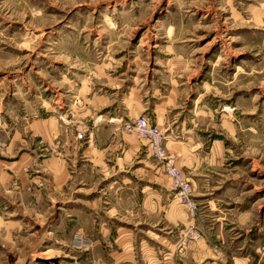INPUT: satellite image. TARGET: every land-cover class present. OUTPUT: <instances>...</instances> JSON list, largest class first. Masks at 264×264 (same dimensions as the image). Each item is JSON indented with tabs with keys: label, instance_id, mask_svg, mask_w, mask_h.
<instances>
[{
	"label": "rangeland",
	"instance_id": "obj_1",
	"mask_svg": "<svg viewBox=\"0 0 264 264\" xmlns=\"http://www.w3.org/2000/svg\"><path fill=\"white\" fill-rule=\"evenodd\" d=\"M139 117L160 132L229 251L264 264V0H0V264H85L105 221L140 222L138 244L161 253L202 243L194 198L195 222L185 211L173 229L163 213H128L119 181L184 209L131 127ZM168 140L186 143L192 160ZM22 141L64 160L71 181L48 193L50 178L30 164L9 167L29 153ZM129 144L127 166L107 173ZM191 224L197 239L184 235Z\"/></svg>",
	"mask_w": 264,
	"mask_h": 264
},
{
	"label": "crops",
	"instance_id": "obj_2",
	"mask_svg": "<svg viewBox=\"0 0 264 264\" xmlns=\"http://www.w3.org/2000/svg\"><path fill=\"white\" fill-rule=\"evenodd\" d=\"M36 128L45 137H49L48 135H50V132L52 131L46 126L43 127L42 124H38ZM63 145H66V143ZM166 146L169 147L170 151L178 158L183 157L188 160H192L191 157L193 155L190 153L188 148H186V143L168 140L166 142ZM12 147L13 144L10 145L11 149ZM134 147V145L129 144V147H127L128 151L124 155H117L112 168L106 167L108 169L107 173H111L112 170H114L116 171L114 175H116L118 173L117 171L120 172L123 170V167L127 166L126 163L128 161L130 162V153L133 154L132 149ZM18 149L19 151L22 149H27L29 150V153H18L16 159L9 163V167L15 170L25 163L30 164L31 167L34 168V172L40 174V176H36V178H50V181L48 182L49 184H45L44 186L48 193H58L59 190L63 189L64 186L71 181L70 179L72 176L68 170V165L60 157L47 156L42 152V150L39 149L37 144L35 145L30 141H22ZM13 170L11 169V171ZM13 175H16V173ZM46 175H48V177ZM17 176L20 175L18 174ZM36 178L33 177L30 180H25L26 178H22L19 183L22 185V187H25L30 185V183L32 184L40 182V180H37ZM113 181L117 183V179H114ZM118 183L120 188L123 190H128L126 191V193H128V200H130L128 213H130V216H133L135 219H141L145 215L146 218L152 213H157L158 215L163 213L162 219H164L166 224L171 226L172 229L178 226L180 223L183 224V221H185L184 219L187 217V213L185 212L186 210H184L185 208H177L174 206L176 205L174 203L173 205L166 203L165 205H162L158 203L153 199L152 193L148 194L144 192V190H139L144 186L140 188L135 184H130V181L128 184L126 182L124 183V181H119ZM122 192L123 191H120V194ZM193 192L195 201L202 204L201 209H203L202 214L198 218L199 221L201 220L198 226L202 232L204 231L203 234H205L203 236H207H205V239L202 240V243L190 246L178 254L175 253L176 243H174L171 244L170 247L167 246L170 250H165L163 253H161L159 250L156 251L154 248H150L149 245H145L146 247H144L142 242H139L138 244L135 238L134 230H136V224H140V222H136L133 226L129 225V228H124L123 226L113 227V223L105 221L100 224L98 229H96L99 236L94 240V247H97V245L100 247L95 249L94 256H86V258H84L86 261L85 264L87 262H93L95 264H218L220 261L228 259L234 261V264H245L244 258L236 257L240 256L236 255L238 251H229L228 246L225 243V239H223L218 234V231L214 232L212 230L214 225L212 223H208L209 220H207V215L205 214L206 211H209L207 209L209 206H206L202 200H198L194 187ZM137 198L142 199L141 205L136 203ZM152 200H154V202ZM112 210H114L115 213L122 212L120 208H113ZM84 220L86 219L84 218ZM204 221L206 222V225L204 224ZM172 229H170V233L173 232ZM86 230L88 231L89 228L84 227V233H86ZM175 238H178V234L175 236ZM139 251L142 253H139Z\"/></svg>",
	"mask_w": 264,
	"mask_h": 264
},
{
	"label": "built area",
	"instance_id": "obj_3",
	"mask_svg": "<svg viewBox=\"0 0 264 264\" xmlns=\"http://www.w3.org/2000/svg\"><path fill=\"white\" fill-rule=\"evenodd\" d=\"M131 127L139 137L145 138L148 141L149 151L163 166L164 174L169 182L170 188L176 192L178 201L185 208L193 222H195L194 220L197 219L199 208L193 199V188L188 179L177 168L175 159L165 152L162 146L160 132L157 128L150 126L148 119L145 117L137 118ZM184 235L192 239L199 237L194 224L189 225Z\"/></svg>",
	"mask_w": 264,
	"mask_h": 264
},
{
	"label": "water",
	"instance_id": "obj_4",
	"mask_svg": "<svg viewBox=\"0 0 264 264\" xmlns=\"http://www.w3.org/2000/svg\"><path fill=\"white\" fill-rule=\"evenodd\" d=\"M42 263H44V264L56 263V260L55 259L42 260Z\"/></svg>",
	"mask_w": 264,
	"mask_h": 264
}]
</instances>
